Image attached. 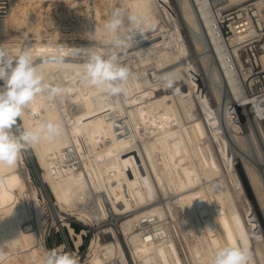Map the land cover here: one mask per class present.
<instances>
[{"label":"bare ground","instance_id":"1","mask_svg":"<svg viewBox=\"0 0 264 264\" xmlns=\"http://www.w3.org/2000/svg\"><path fill=\"white\" fill-rule=\"evenodd\" d=\"M177 2L175 8L171 0H10L7 14L0 17V45L13 56L21 48L31 49L45 81L66 92L51 101L43 94L18 120L20 128L56 122L62 134L23 151L14 167L0 168V264H41L48 252L49 220L64 237L58 249L69 247L65 225L79 247L86 229L75 233L64 217H57L58 207L88 225L106 220L90 239L84 264H129L119 235L134 264L144 257L151 264H184L168 227L173 221L194 264H210L213 252L228 244L247 248L251 264H264V221L250 216L251 204L213 100L215 95L229 136L244 150L248 144L240 116L244 120L255 113L264 140V105L240 95L204 2ZM114 8L146 17L151 28L147 39L137 34L136 41L118 50L130 70L126 95L101 99L82 84V65L89 49L112 51L114 36L103 25ZM183 23L200 50V70L188 58L192 49ZM229 40L240 76L264 68V53L247 46L246 36L233 34ZM201 70L214 81V95ZM165 78L173 81L171 88ZM103 143L105 151L98 147ZM173 144L182 146L183 153L174 155L191 170V189L176 174L172 179L180 189L173 184V190L165 176L171 166L159 165L171 162ZM26 158L39 185L32 183ZM250 161L242 157L259 208H264V182Z\"/></svg>","mask_w":264,"mask_h":264},{"label":"clouds","instance_id":"2","mask_svg":"<svg viewBox=\"0 0 264 264\" xmlns=\"http://www.w3.org/2000/svg\"><path fill=\"white\" fill-rule=\"evenodd\" d=\"M103 28L114 36L113 49L110 54L89 49L88 58L82 65L81 82L85 87L98 91L101 99H110L126 95L124 85L130 77V70L121 62L118 50L126 49L129 41H136L137 34L147 39L151 24L146 17L114 8ZM165 79L166 86L171 88L173 81ZM0 82V168H12L23 151L35 147L42 140L52 141L62 134V125L56 122L47 121L35 127L20 128L18 120L38 97L46 93L51 101L65 93L66 89L45 81L34 63L31 49L21 48L13 56L2 45ZM41 264L79 262L71 253L50 250L42 258ZM210 264H251V253L247 248L228 244L213 252Z\"/></svg>","mask_w":264,"mask_h":264},{"label":"rangeland","instance_id":"3","mask_svg":"<svg viewBox=\"0 0 264 264\" xmlns=\"http://www.w3.org/2000/svg\"><path fill=\"white\" fill-rule=\"evenodd\" d=\"M178 0H171V2H172V4H173V6L175 7V8H177V5H178V2H177ZM177 3V4H176ZM186 24H184L183 23V25L181 26V29H182V32H183V34L185 35V37H187L186 39L189 41V43L191 44V49L192 50H190V53L189 54H191L192 53V59L195 61V66L200 70V65H201V62H200V50H198L197 48H194V45L192 44L193 43V39L190 37V34L191 33H189V30L187 29L188 28V26H185ZM186 27V28H185ZM197 49V50H196ZM188 58H190V57H188ZM198 62V63H197ZM197 63V64H196ZM199 64V65H198ZM202 68V67H201ZM203 70V69H202ZM201 70V78L203 79V81H204V85H205V87L207 88L208 87V90H209V92L212 94V95H214V81H212V80H210V78L208 77L209 75L208 74H206V73H204V71H202ZM71 76V75H70ZM204 77V78H203ZM206 81V82H205ZM0 83H2V82H0ZM213 83V85H211ZM207 85V86H206ZM213 88H212V87ZM213 101H215V104H214V107H213V111H214V113L216 114L215 116H216V118H217V120H218V123H219V125H220V127L222 126L223 127V129H222V127H221V129H222V132H223V134L225 135L226 133L228 134V136H226L225 135V139H226V142H227V145L229 146L228 148H229V151H231V155L233 156V160L235 161V164H236V167H237V169L239 168V174H240V178H241V180H243L242 181V184H243V188H244V190H245V192L247 193V197H248V200H249V202H250V204H251V213L253 214V215H250L251 217L253 216V217H255L257 220H263L264 221V208H259L260 206H259V204H258V201H257V199H256V196H255V194H254V192H253V189H252V186H251V184H250V181H249V179H248V176H247V174H246V171H245V168H244V164H243V162H242V157H245V158H247L250 162H252L251 164L255 167V169H256V172L258 173V175L261 177V179L263 180V182H264V140L262 139V138H260V135H258L259 134V129H258V126H257V123H256V118L255 117H253L254 116V114L252 115L251 113H249V114H247V115H245L244 116V120L242 119L243 117L242 116H240V119H239V123H240V126H241V128L243 129V131L245 132V139L247 140V149L246 150H244V149H242V148H240L239 147V145H238V143L232 138V136L230 135L229 136V131L228 130H226V125L224 126V124H226V119H225V116H224V114H223V112L224 111H222V109L220 108V104L219 103H217V100H216V98H215V95H214V100ZM217 109V110H216ZM222 112H221V111ZM249 115V116H248ZM249 117V118H248ZM246 120H247V123H246ZM241 121L243 122V123H241ZM250 121V122H249ZM222 122V123H221ZM253 122H255V124H256V126H254L255 124L253 123ZM224 123V124H223ZM245 123V124H244ZM249 123V124H248ZM222 124V125H221ZM244 126V127H243ZM249 127H251L254 131V136H255V139H254V137H252V133H251V131L249 132ZM256 128H257V130H256ZM228 129V128H227ZM246 130V131H245ZM258 132H256V131ZM14 131H15V129H14ZM229 132V133H228ZM256 132V133H255ZM227 137H228V139H227ZM256 140V141H255ZM105 144L103 143L102 144V146L101 145H98V147H101L99 150H103V151H105L106 150V148H104V147H106V146H104ZM178 144H173L171 147H170V149L169 150H171L170 152V156H171V162L168 160L167 161V163H166V161L164 162V163H162V162H160L159 163V165L160 166H162L163 167V164H167L168 166H173V165H175V162H173L172 160H174V161H176V165L175 166H173L172 168L170 167V171H168V170H164L165 171V176H166V179L170 182L169 183V185L171 186V187H173L172 189L174 190H177V189H180L179 188V182H177L176 180L175 181H173V176H175L176 177V174H177V177L176 178H182L186 183V186L188 185V187H187V190H188V188L189 187H191V188H193V186H195L194 185V183H193V181L191 180V176L189 175H187V171L189 172V171H191V170H189V168L187 169V166H185V165H183L182 166V164L181 163H179L181 166V168H179V164H178V162H177V158H178V156H179V153H183V150L182 149H179L180 147H182V146H180V145H178V148L176 147ZM176 147V148H175ZM249 147V148H248ZM173 150V151H172ZM248 150V151H247ZM179 153H178V152ZM173 153V154H172ZM174 154H177L176 156H177V158H176V156L174 155ZM242 157H241V156ZM244 155V156H243ZM173 156V157H172ZM26 160V164H27V166H29V168H30V171H31V175H32V183H34L35 185H39V180H38V177H37V173L35 172V170H34V168H33V166L31 165V163H30V161H29V159L28 158H26L25 159ZM169 162V163H168ZM173 162V163H172ZM162 163V164H161ZM164 165V166H165ZM177 169H176V168ZM175 168V169H174ZM183 168V169H182ZM240 168H241V173H240ZM172 169V170H171ZM178 169H179V171H178ZM181 169V170H180ZM185 172H184V171ZM173 171H174V173H173ZM180 172V173H179ZM183 172H184V174H183ZM183 177H182V176ZM178 176H180V177H178ZM187 178H186V177ZM174 177V178H175ZM185 178H186V180H185ZM172 179V180H171ZM190 180V181H189ZM189 181V182H188ZM174 182V183H173ZM177 182V183H176ZM187 182H188V184H187ZM173 184H174V186L177 188H175L174 186H173ZM178 187H177V186ZM191 188H189V189H191ZM96 192H101V190L98 188L97 189V191ZM40 197H42L41 196V194H40ZM106 205H108V203L106 202ZM257 208H259V209H257ZM58 213H57V217L60 219V215L62 216V217H64V219L69 223V221H71V220H73L74 221V223H75V225L77 226V228L79 227H83V228H85L86 229V232L85 233H87V235H86V237H83V235H82V242H81V247L79 248V247H76L75 246V244H74V239H73V236H71V238H72V243H73V250L74 251H76V248L78 249L79 248V252L82 254V259L80 260V264H84V262L86 261V259H87V257H88V245H89V242H90V239L94 236V234L99 230V229H101V228H103L102 227V225H103V223L105 224L106 222V220H104V221H101V222H99V223H96V222H94V223H92V225H88V224H85L83 221H81V220H79L75 215H73V214H71V212L69 211V210H61L59 207H58ZM261 209V210H260ZM263 209V210H262ZM258 212V213H257ZM255 215V216H254ZM48 222H50L51 223V220H49ZM170 223V224H169ZM168 223V227H169V229H170V231L174 234V240H175V244H176V247H177V250H178V253H179V255H180V257H181V259H182V261L184 262V264H194L193 263V261H192V257H191V255H190V253L188 252V248H187V244H186V242L184 241V239H180V238H178L177 237V232H179V226H178V223H177V221H173V222H169ZM71 225V224H70ZM66 226V225H65ZM72 226V225H71ZM115 226H116V223H115ZM54 227V226H53ZM67 227V226H66ZM55 228V227H54ZM72 228H73V226H72ZM82 228V229H83ZM74 229V228H73ZM75 230V229H74ZM82 231V230H81ZM81 231H79V230H75V233L76 232H81ZM63 237V235L61 234V232H57V233H55V235H54V238H55V240H56V242L58 243V242H60L61 240V242H63L64 241V237H63V239H62V237ZM181 237H182V235H181ZM119 239H120V242H121V244H122V246H123V249H124V251H125V255H126V257H127V259H128V261H129V264H134V262H133V260H132V258H131V256H130V253H129V251H128V249H127V247H126V245H125V242H124V240H123V236L122 235H119ZM48 241H50V240H48ZM60 242V243H61ZM59 243V244H60ZM58 244V245H59ZM79 245V246H80ZM65 247H67L68 248V253H69V247L68 246H65ZM144 258H145V261H144ZM144 258H141L142 260L140 261L139 260V263L140 264H151L152 262H151V260H150V258H147V257H144ZM189 261V262H188ZM147 262V263H146ZM98 263V261L96 262V264Z\"/></svg>","mask_w":264,"mask_h":264},{"label":"built area","instance_id":"4","mask_svg":"<svg viewBox=\"0 0 264 264\" xmlns=\"http://www.w3.org/2000/svg\"><path fill=\"white\" fill-rule=\"evenodd\" d=\"M202 1L204 2L203 6L209 24L218 38V43L222 47L225 58L228 59L230 68L234 69L240 95L253 100L258 105H264V68L259 71H248L245 76H240L235 66L234 52L229 40L233 34L244 35L247 37V46H251L258 52L264 53V0H246L239 4H230L229 0ZM9 2L10 0H0V17L7 14ZM191 55L192 53L190 54V58L192 59ZM69 224L76 231H81L83 228H77L73 220L69 221ZM136 227L142 229L139 225H136ZM57 232H61V230L54 228L48 222L44 240L47 250L68 253L67 247H64L62 250L58 249V244L62 240L58 243L56 242L54 235ZM63 232L71 250L74 246L66 226H63ZM86 235L87 233H84L83 237H86ZM79 248H76L78 262L82 259ZM115 264H119V262Z\"/></svg>","mask_w":264,"mask_h":264}]
</instances>
